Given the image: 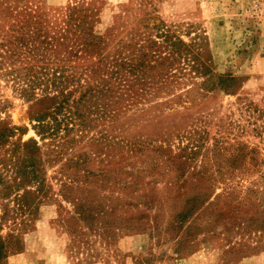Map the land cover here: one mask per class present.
<instances>
[{
	"label": "rangeland",
	"instance_id": "rangeland-1",
	"mask_svg": "<svg viewBox=\"0 0 264 264\" xmlns=\"http://www.w3.org/2000/svg\"><path fill=\"white\" fill-rule=\"evenodd\" d=\"M2 40L48 196L0 194V264H264V0H0Z\"/></svg>",
	"mask_w": 264,
	"mask_h": 264
},
{
	"label": "trees",
	"instance_id": "trees-1",
	"mask_svg": "<svg viewBox=\"0 0 264 264\" xmlns=\"http://www.w3.org/2000/svg\"><path fill=\"white\" fill-rule=\"evenodd\" d=\"M4 41H0V58L5 56L11 47H6ZM4 63L0 59V66ZM120 66L119 64L117 65ZM120 74L119 71H116ZM27 86L33 89V86L37 82L36 79H26ZM108 86V85H107ZM28 89H22V92H26ZM110 88L107 87L109 92ZM30 92V91H29ZM66 101L60 102L59 105L63 107ZM54 120L58 121L54 116ZM39 128L41 130L42 137L51 131L53 127L51 125L46 126L45 123H40ZM21 130L20 127L11 126L3 121H0V194L3 198H11L16 203L13 208L14 219L20 218L24 221V214H27L28 218H32L35 215V209L42 203V200L48 196V190L46 189V179L43 174V168L45 167V159L39 154L41 153V147L35 140H29L25 142L11 141V138L15 135L16 131ZM7 145V146H6ZM10 145V146H8ZM6 146V147H5ZM2 165V166H1ZM9 174V176H8ZM36 185V190H26L28 185ZM36 193V196L33 193ZM205 194L195 195L194 200L198 202L202 200ZM5 214L9 217V207L5 204ZM23 217V218H22ZM7 246L5 242L0 240V261L3 256H6Z\"/></svg>",
	"mask_w": 264,
	"mask_h": 264
}]
</instances>
